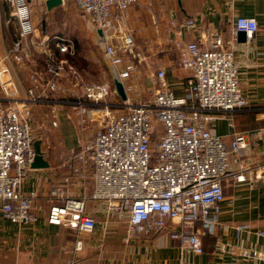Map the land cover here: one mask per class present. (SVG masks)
<instances>
[{"label": "built area", "instance_id": "2783aa9c", "mask_svg": "<svg viewBox=\"0 0 264 264\" xmlns=\"http://www.w3.org/2000/svg\"><path fill=\"white\" fill-rule=\"evenodd\" d=\"M8 1L13 3L19 31L0 61V214L19 226L36 222L42 209L35 203L37 192L24 190L35 158L33 104L62 95L69 99L83 131L92 122L96 128L93 138L83 139L78 151L61 163L68 174L51 190L48 222L91 232L96 217L87 212V202L102 200L109 213L126 220L133 237L168 232L182 242L184 250L202 254L196 224L206 218L217 224L225 182L229 178L243 181L251 170L243 160L247 134L235 131L227 139L209 127L212 111L233 113L249 104L239 82L234 43L227 44L216 31L206 33L202 41L172 38L181 66L192 72L187 93L176 96L166 70L159 66L153 77L156 89L145 97L138 84L130 82L140 53L133 35L120 23L122 13L139 0H71L89 17L93 29L103 31L101 40L112 76L100 82L85 80L67 57L51 49L52 38L37 36L30 0ZM147 7L151 11V3ZM258 27L256 18L238 16L232 34L236 37L244 31L247 38H253ZM54 39L59 53L72 52V40ZM40 52L46 53L44 71L30 72L31 85L27 96L21 97L7 60L26 64ZM115 78L124 85L125 100H112L118 95ZM64 79H70L72 87H65ZM11 84L14 91L9 92ZM52 112L55 116V109ZM52 124L57 126V120ZM261 170L264 164L254 168L256 178L262 177ZM77 180H82L86 191L78 197L67 196L65 187ZM217 246L224 253L264 260V251L237 247L220 238ZM82 247L78 241L76 249Z\"/></svg>", "mask_w": 264, "mask_h": 264}, {"label": "crops", "instance_id": "0c3cea01", "mask_svg": "<svg viewBox=\"0 0 264 264\" xmlns=\"http://www.w3.org/2000/svg\"><path fill=\"white\" fill-rule=\"evenodd\" d=\"M71 2L77 7L74 1ZM150 3L151 11L147 7ZM44 5L50 11L46 3ZM12 12L13 3L0 0V59L9 53L19 31ZM238 16L256 18L259 27L253 38L246 37L247 41H243L239 34L234 37L232 30ZM189 20L194 23L188 24ZM120 23L133 35L141 58L150 61L145 74L135 80L145 97L153 95L156 89L153 77L159 66L166 70L167 80L176 96L187 93L192 72L181 66L179 50L172 38L202 41L206 33L216 31L223 35L227 44L234 43L239 82L249 104L233 113L212 111L214 119L209 127L227 139L235 131L247 134L248 146L243 160L246 168L251 170L247 169L243 181L229 178L225 182V198L220 204L217 224H211L207 218L196 224L195 229L204 246L202 254L184 250L182 242L168 232L133 237L128 233L126 220L109 213L102 200L87 202V212L96 217L91 232L50 224L47 211L51 205V190L63 183L68 174L66 169L60 168L61 163L78 151L83 139L91 140L96 128L92 122L90 128L83 131L69 99L56 95L51 102L33 104V135L36 141H41L49 166L31 168L24 190L37 192L35 203L42 209L32 225L19 226L0 214V264H264V260L221 252L217 246L220 238L237 247L264 251V235L258 234L264 231V171H260L261 178H256L254 171L264 164V0H139L122 13ZM51 38L54 46L56 40ZM54 51L67 57L56 47ZM35 58L40 59V53L35 54L32 62ZM89 62L91 66L95 65L91 58ZM7 64L21 97L27 96L31 85L30 72L43 73L45 68L44 64L37 68L11 59ZM80 71L87 80L92 79L87 71ZM105 76H111V71L99 69L93 78L100 82ZM62 83L67 88L72 87L70 79H64ZM112 100L121 98L113 95ZM55 119L57 126L52 124ZM233 170L238 168L233 167ZM85 191L82 180L65 187L66 195L71 197L81 196ZM78 241H82L81 250L76 249Z\"/></svg>", "mask_w": 264, "mask_h": 264}, {"label": "rangeland", "instance_id": "374dc122", "mask_svg": "<svg viewBox=\"0 0 264 264\" xmlns=\"http://www.w3.org/2000/svg\"><path fill=\"white\" fill-rule=\"evenodd\" d=\"M30 1L33 6V18L39 38L48 35L50 38L62 36L72 40L74 47L67 57L69 62L78 69L87 71V73L91 74L93 77H96L99 69L111 71L112 66L105 58L102 40L97 35L96 30L90 25L89 17L84 15L71 0H66L62 5L50 11L46 10L44 0ZM50 45L51 49L55 50V45L52 46L51 42ZM135 50L139 52V50ZM40 56V59L35 58V62H32L34 57L31 58L26 62V65L41 68L44 64L45 67L46 53L40 52ZM3 58H1L0 61L3 60ZM90 58L95 62L94 66L90 65ZM134 62L137 70L130 80L132 83H134L136 79L140 80V77L145 74V71L149 68L150 61L147 58H141L139 56ZM93 77L92 79L87 77L88 81L97 80ZM84 79L87 80L85 77Z\"/></svg>", "mask_w": 264, "mask_h": 264}, {"label": "water", "instance_id": "95a60500", "mask_svg": "<svg viewBox=\"0 0 264 264\" xmlns=\"http://www.w3.org/2000/svg\"><path fill=\"white\" fill-rule=\"evenodd\" d=\"M46 6H47V9L51 10L55 7H58L60 5H62L64 3L63 0H46ZM96 33L97 35L99 36L100 39L103 38V31L102 29L100 28H97L96 29ZM247 35L244 31L242 32H239V38L242 39L243 41H247ZM114 85H115V89L117 91V94L120 96V98L122 100H125L127 98V94L125 92V89H124V85L123 83L115 78L114 79ZM8 91L9 92H12L14 91V87L13 85H9L8 87ZM34 148H35V158H34V161L32 163V168H45V167H48L49 166V162L44 158V153L42 152V149H41V141L37 140L35 141L34 143Z\"/></svg>", "mask_w": 264, "mask_h": 264}, {"label": "trees", "instance_id": "16d2710c", "mask_svg": "<svg viewBox=\"0 0 264 264\" xmlns=\"http://www.w3.org/2000/svg\"><path fill=\"white\" fill-rule=\"evenodd\" d=\"M66 56L68 57V56H69V54H66Z\"/></svg>", "mask_w": 264, "mask_h": 264}]
</instances>
